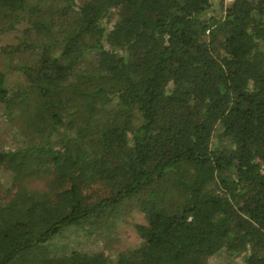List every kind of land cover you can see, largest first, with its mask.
<instances>
[{
    "label": "trees",
    "instance_id": "16d2710c",
    "mask_svg": "<svg viewBox=\"0 0 264 264\" xmlns=\"http://www.w3.org/2000/svg\"><path fill=\"white\" fill-rule=\"evenodd\" d=\"M16 29L0 164L69 184L0 201V264H119L135 213L137 264H264V0H0Z\"/></svg>",
    "mask_w": 264,
    "mask_h": 264
},
{
    "label": "rangeland",
    "instance_id": "374dc122",
    "mask_svg": "<svg viewBox=\"0 0 264 264\" xmlns=\"http://www.w3.org/2000/svg\"><path fill=\"white\" fill-rule=\"evenodd\" d=\"M21 27H19L20 29ZM20 34L19 30H14L6 33H0V49L3 45L16 42V36ZM1 59V54H0ZM0 66L4 68V65L1 63ZM5 69V68H4ZM8 83L10 87H14L17 82L22 80V76L17 71L8 70ZM2 116L0 114V129H1ZM7 143V141H6ZM9 145V143H8ZM19 154L16 155V162L13 165H8L7 162L0 164V201L9 202L10 199H16L18 196L30 195L38 201L48 202V205L51 206L56 202V199L59 196V192H62L63 187L58 189V184L68 186L67 178L64 180H58L54 175V169L49 162H45L44 169L49 173V176L44 179L38 180H29L22 177L23 166L26 162L21 165L17 163ZM20 162V161H19ZM17 164L19 166H17ZM63 176V175H61ZM104 188V187H103ZM97 190H95L96 192ZM105 192L104 189H100L96 192L99 193ZM19 194V195H18ZM132 221L142 222L143 219L135 213V218H129L128 222L119 223L116 227V230L113 229V235L109 239L103 241V236L101 240L97 243V247L104 248L106 252L118 260L119 264H137L138 259L142 256V240L136 231L135 226L132 224ZM78 238V237H76ZM80 239V238H78ZM74 242V240H72ZM82 241V240H81ZM77 244V239L75 240ZM79 244V241H78ZM84 241L80 243L83 245Z\"/></svg>",
    "mask_w": 264,
    "mask_h": 264
}]
</instances>
